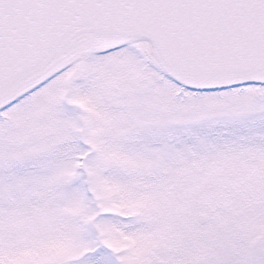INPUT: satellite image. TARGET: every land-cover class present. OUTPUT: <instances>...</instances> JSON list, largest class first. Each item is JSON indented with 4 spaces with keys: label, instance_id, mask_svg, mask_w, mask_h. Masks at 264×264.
<instances>
[{
    "label": "snow or ice",
    "instance_id": "1",
    "mask_svg": "<svg viewBox=\"0 0 264 264\" xmlns=\"http://www.w3.org/2000/svg\"><path fill=\"white\" fill-rule=\"evenodd\" d=\"M0 264H264V0H0Z\"/></svg>",
    "mask_w": 264,
    "mask_h": 264
}]
</instances>
